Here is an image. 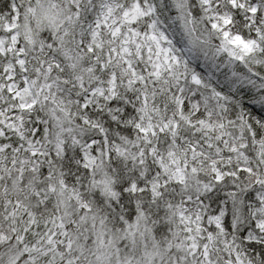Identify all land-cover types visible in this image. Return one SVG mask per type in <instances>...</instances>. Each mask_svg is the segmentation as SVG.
I'll return each mask as SVG.
<instances>
[{"label": "snow or ice", "instance_id": "1", "mask_svg": "<svg viewBox=\"0 0 264 264\" xmlns=\"http://www.w3.org/2000/svg\"><path fill=\"white\" fill-rule=\"evenodd\" d=\"M0 264H264V0H0Z\"/></svg>", "mask_w": 264, "mask_h": 264}]
</instances>
